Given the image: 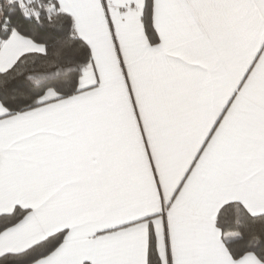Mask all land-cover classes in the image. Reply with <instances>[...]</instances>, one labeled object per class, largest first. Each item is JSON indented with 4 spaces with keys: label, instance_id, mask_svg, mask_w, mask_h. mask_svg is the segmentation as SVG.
Instances as JSON below:
<instances>
[{
    "label": "snow or ice",
    "instance_id": "6c2138e0",
    "mask_svg": "<svg viewBox=\"0 0 264 264\" xmlns=\"http://www.w3.org/2000/svg\"><path fill=\"white\" fill-rule=\"evenodd\" d=\"M0 264H264V0H0Z\"/></svg>",
    "mask_w": 264,
    "mask_h": 264
}]
</instances>
